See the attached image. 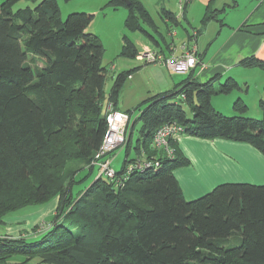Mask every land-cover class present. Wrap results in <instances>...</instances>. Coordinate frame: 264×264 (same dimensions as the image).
<instances>
[{"label": "trees", "instance_id": "16d2710c", "mask_svg": "<svg viewBox=\"0 0 264 264\" xmlns=\"http://www.w3.org/2000/svg\"><path fill=\"white\" fill-rule=\"evenodd\" d=\"M109 6H126L128 30L165 44L166 33L185 14L162 8L159 22L141 0H109ZM216 13L210 2L202 26ZM92 20L88 12L64 18L58 0L0 3V223L10 212L59 197L52 226L33 227L40 239L0 236V263L264 264V185L223 183L187 200L174 174L191 164L179 146L182 135L246 142L264 154V116H246L249 105L242 98L234 102L232 116L213 106L214 95L243 89L235 78L216 86L218 77L199 82L187 76L179 90L124 111L130 121L118 147L125 149L122 168L112 166L116 148L103 157L112 159L116 175L98 174L108 107L120 110L125 82L136 68L115 77L105 106V48L87 30ZM137 54L124 34L119 56ZM241 64L264 70L256 57ZM259 105L264 113V98ZM169 123L183 128L168 139L172 156L154 143L158 129ZM149 160L160 164H137ZM80 184L86 185L75 193Z\"/></svg>", "mask_w": 264, "mask_h": 264}, {"label": "crops", "instance_id": "0c3cea01", "mask_svg": "<svg viewBox=\"0 0 264 264\" xmlns=\"http://www.w3.org/2000/svg\"><path fill=\"white\" fill-rule=\"evenodd\" d=\"M141 1L148 7L144 0ZM147 1L158 7L159 12L166 8L179 16V0ZM210 2L211 7L217 12L216 18L203 27L201 21ZM184 4L185 14L177 25V30L174 26V30L167 33L168 44L147 26L150 34L161 41L157 43L144 33L147 39L137 37L133 40L136 47L139 45L138 52L156 49L169 54L176 48L177 53H182L184 45L190 48L196 44L199 58L206 66L201 68L198 64L191 73H187V76H192L199 82L208 81L213 77H218L217 81L224 77L226 79L233 77L241 87H246V90L238 91L236 96L243 97L250 108L258 106V100L264 98V70L255 66H243L241 61L247 57H256L264 61V0H185ZM229 14L231 18L228 20ZM209 26L213 29L212 34L208 31ZM174 79L175 77L171 79L174 85L176 80L179 82L183 80ZM251 92L257 93L258 96L254 98ZM216 99L217 97L213 96L212 104L218 111L223 112L224 107L231 111L230 105L222 106ZM250 99L252 102H249ZM127 109L130 108L120 103L121 111ZM255 112H257L255 115H261L257 110ZM178 141L182 152L192 162L188 166L174 170L187 200L195 199L211 187L225 181L264 183V154L249 143L223 138L206 140L191 135H182ZM233 155L238 158H234ZM220 173L224 176H218ZM186 185H193L195 188L187 192ZM21 234L22 230H18L2 236L17 237Z\"/></svg>", "mask_w": 264, "mask_h": 264}, {"label": "rangeland", "instance_id": "374dc122", "mask_svg": "<svg viewBox=\"0 0 264 264\" xmlns=\"http://www.w3.org/2000/svg\"><path fill=\"white\" fill-rule=\"evenodd\" d=\"M1 2H3V0H1L0 3ZM58 2L60 4L62 16L64 18H66L67 15L72 12H88L93 15V20L91 21L88 30L89 32L91 31V33H94L101 38L105 48V52L103 56V65L108 68L107 79L105 82L104 95H103L104 97L103 101L105 103V106L107 105L108 97L111 92V88L113 86L115 77L120 72L126 71L129 68L130 69L136 68V71L132 74V77L126 80L122 92L121 104L126 106L127 108H133L137 106L139 103H141L143 100H146L149 97L151 98L152 96H155L160 92L172 91L175 88L179 90L181 88L180 87L181 82L176 80L175 82L176 84L174 85L172 84L173 82H171V79L172 77H175V79L184 80V78L187 77V73H172L163 64H153V63L146 64L140 60H137L136 57L128 58L124 56H119L123 45L124 34H128V36L132 40H135V38L137 37L147 39L144 33L140 31L137 32L130 31L125 26V21L128 14V9L126 6L113 8L109 6V0H58ZM144 2L147 3L148 5L147 8L151 11L154 17H156L158 21L161 22V19L159 18L158 7H156L151 1L144 0ZM24 3L25 2L23 1L20 4H18L15 7V9L24 7ZM227 17L229 20L231 18V14H229ZM175 28L177 30V26H175ZM208 29H209L208 31H210V34H212L213 32L212 27L209 26ZM163 32L165 33L166 30H164ZM137 47L139 48L138 44ZM217 80H216V86H219L220 84H223L225 82L226 77H224L221 81H217ZM243 89L246 90V87L244 86ZM238 91L240 90H235L230 94H216L214 95V97H217L216 102L222 104V106H226L227 104L230 105L232 108L234 102L238 98L244 99L243 97L236 96L238 94ZM251 94L254 98L258 96V94L254 92H251ZM175 100H178L180 102L181 101L180 95H178V97L175 98ZM251 100L252 99H250L249 102H252ZM259 100H258V106L252 108L249 107V111L246 113V116L259 118V119L263 118L264 113L260 108ZM181 104L184 107V109L188 112V114L191 115L189 106L185 102L183 103L181 102ZM222 110H223L222 113L227 116H232L236 114L233 111V108L231 109V111L226 109V107H224V109ZM256 110L261 113L260 116L255 115L257 114V112H255ZM138 115L139 113L136 111L132 116L131 122H133V120ZM137 135L138 133L135 134L134 136ZM201 139L215 140L216 138L214 139L201 138ZM201 147L204 148L202 145ZM124 158H125L124 148L120 147L117 150H115L112 166L117 171L121 170L122 165L124 163ZM234 158L237 159L238 157L234 156ZM195 163H197L196 160ZM72 165L74 166V164ZM100 172L101 170L97 168V173L100 174ZM218 176L223 177L224 175L220 173ZM241 182L249 183L248 181H241ZM241 182L225 181L218 183L200 196H203L204 194L212 191L219 184L241 183ZM90 183H92V181H90ZM255 184L264 185V183L263 184L255 183ZM85 185L76 187L74 192L76 193L78 189H83ZM90 185L91 184H89L87 187H89ZM193 188H195L193 185H186L187 192H189ZM58 201H59V197H55L49 200L48 202L42 204H30L19 210L10 212L4 217V223H0V236L6 233H12L18 230L19 231L22 230V234L27 236L30 240L40 239L41 235H37L38 231L33 232L34 231L33 227L36 224L38 226L37 230L40 231L42 225H51V221H52L51 218L55 214ZM238 242L239 240L236 239H233L232 241V243L234 244H237Z\"/></svg>", "mask_w": 264, "mask_h": 264}, {"label": "built area", "instance_id": "2783aa9c", "mask_svg": "<svg viewBox=\"0 0 264 264\" xmlns=\"http://www.w3.org/2000/svg\"><path fill=\"white\" fill-rule=\"evenodd\" d=\"M185 0H179L180 11L179 16L181 17L184 12ZM183 52L177 53L176 48L169 54H165L162 51L156 49H146L138 52L137 59L146 64H163L172 73H189L198 64L201 68H204L206 64L200 60L197 46L192 45L190 48L187 45L183 46ZM185 97V94L182 95ZM108 113L106 116L107 120V130L104 135L103 143L100 147L99 152L96 155L98 161L96 164L101 170L100 174H105L109 177H114L116 175L115 169L111 166L112 159L107 157L103 158L107 153L115 150L119 146L123 145L126 141V129L130 121V116L124 111L114 110L108 107ZM183 128L178 126L176 123H169L161 126L158 129L154 143L157 148L164 150L169 156L173 155V149L168 144L169 137H175L181 134ZM139 167H150L152 165H159V160H149L137 163ZM133 165L130 169H133ZM42 225L41 229L45 228ZM40 229V230H41ZM0 264H17V263H0Z\"/></svg>", "mask_w": 264, "mask_h": 264}, {"label": "water", "instance_id": "95a60500", "mask_svg": "<svg viewBox=\"0 0 264 264\" xmlns=\"http://www.w3.org/2000/svg\"><path fill=\"white\" fill-rule=\"evenodd\" d=\"M50 226H52V225H48L46 228H44V231H45L47 228H50Z\"/></svg>", "mask_w": 264, "mask_h": 264}]
</instances>
